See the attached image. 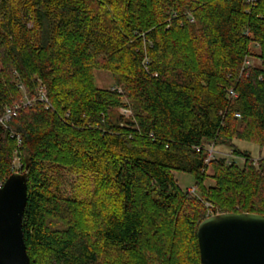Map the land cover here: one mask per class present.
I'll return each instance as SVG.
<instances>
[{
    "label": "trees",
    "instance_id": "trees-1",
    "mask_svg": "<svg viewBox=\"0 0 264 264\" xmlns=\"http://www.w3.org/2000/svg\"><path fill=\"white\" fill-rule=\"evenodd\" d=\"M5 1L0 116L20 108L0 123V184L15 159L28 172L31 264H201L210 209L264 215V158L233 145L209 160L206 146L264 145V0ZM71 171L94 175L89 199L66 196Z\"/></svg>",
    "mask_w": 264,
    "mask_h": 264
},
{
    "label": "water",
    "instance_id": "water-1",
    "mask_svg": "<svg viewBox=\"0 0 264 264\" xmlns=\"http://www.w3.org/2000/svg\"><path fill=\"white\" fill-rule=\"evenodd\" d=\"M28 172L15 171L0 185V264H31L23 219ZM201 264H264V215L222 212L198 227Z\"/></svg>",
    "mask_w": 264,
    "mask_h": 264
},
{
    "label": "rangeland",
    "instance_id": "rangeland-1",
    "mask_svg": "<svg viewBox=\"0 0 264 264\" xmlns=\"http://www.w3.org/2000/svg\"><path fill=\"white\" fill-rule=\"evenodd\" d=\"M22 1L23 0H14L15 8H18V7L20 8V6H22L23 4ZM10 8L11 6H9V1L0 0V22L7 21L8 15H10V12H11ZM28 26L31 27L32 23L28 24ZM252 51L254 52V55L249 56L247 65L248 66L249 65L251 66L260 65L261 60L259 57V53H260L259 46L252 45ZM94 77H95V84L99 88L110 89L115 86V81H114L112 72L110 70L95 69ZM124 108L125 107H119L114 110H111V112L114 115L120 117V115H122V111ZM233 145L235 146V148L249 152L256 165H258V162L261 158H264V145H260V144H257L251 141L235 139L232 145L230 144L213 145V143H211V144H207L206 146L213 150V155L215 156V158L222 157V156L227 157L226 160L230 162L231 160L229 159L233 158V148H234ZM237 162L240 166H242L244 163V160L241 158H237ZM67 173L69 174V177L71 179V184H73V186H64V191L66 193V196L75 197L81 201L89 199L90 193L95 189L94 175L92 174L82 175L81 172H76V171H71ZM175 177L178 180L179 186L183 190L196 193L195 192V179L191 174L177 171L175 172ZM214 184H215V181L211 177H208L204 183L206 187L213 186ZM207 206H211V204L207 203ZM216 213H222V212L218 211ZM216 213H213L211 209L208 212V214L210 215H213ZM81 214H84V212H81ZM87 215L89 214H84V216H87Z\"/></svg>",
    "mask_w": 264,
    "mask_h": 264
},
{
    "label": "built area",
    "instance_id": "built-area-1",
    "mask_svg": "<svg viewBox=\"0 0 264 264\" xmlns=\"http://www.w3.org/2000/svg\"><path fill=\"white\" fill-rule=\"evenodd\" d=\"M246 64H247V62H246ZM230 93H231L232 96H235L236 95L235 92H234V90H232V89L230 90ZM41 98L44 99L46 102H48L47 96H46V92L44 90L41 91ZM47 105H48L47 107H49V104H47ZM19 108H20V105L19 104L15 105L13 107H7L5 109V111H4V113L0 116V123L1 124H4L7 128H10L9 125H8V122L10 121V119L13 116H15L17 114V110ZM122 113H124V114H126L128 116H130L132 114L131 110H129L127 108H124L123 111H122ZM11 136H14L13 133H11ZM18 138H19V136H18ZM19 142H21L20 138H19ZM208 150H209V160L214 159L215 156L213 155V150L210 149V148H208ZM18 168H20V164H19L18 160L15 159L14 160V167H13L14 172L15 171H18L17 170ZM0 185H2V184H0Z\"/></svg>",
    "mask_w": 264,
    "mask_h": 264
}]
</instances>
